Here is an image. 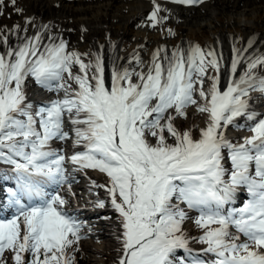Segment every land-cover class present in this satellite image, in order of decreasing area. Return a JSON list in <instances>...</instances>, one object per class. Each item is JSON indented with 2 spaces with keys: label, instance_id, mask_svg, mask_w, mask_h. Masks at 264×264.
I'll return each mask as SVG.
<instances>
[{
  "label": "snow or ice",
  "instance_id": "6c2138e0",
  "mask_svg": "<svg viewBox=\"0 0 264 264\" xmlns=\"http://www.w3.org/2000/svg\"><path fill=\"white\" fill-rule=\"evenodd\" d=\"M151 2L147 24L163 30L169 10ZM9 8L23 14L17 0H0V16ZM103 47L70 50L34 18L0 28V163L11 166L0 169V197L14 210L0 218V264L6 253L12 264H75L74 246L87 234L67 205L75 174L88 169L108 177L89 178V191L104 189L118 214L115 264H264V112L251 105L253 92L264 97V53L249 54L251 38L233 45L224 82L225 59L211 47L158 46L147 62L134 52L139 71L106 63ZM29 80L55 98L34 104ZM190 106L204 116L198 136L175 123ZM230 126L250 135L234 144ZM57 140H71L72 154L53 147ZM190 242L204 247L193 252Z\"/></svg>",
  "mask_w": 264,
  "mask_h": 264
},
{
  "label": "bare ground",
  "instance_id": "6f19581e",
  "mask_svg": "<svg viewBox=\"0 0 264 264\" xmlns=\"http://www.w3.org/2000/svg\"><path fill=\"white\" fill-rule=\"evenodd\" d=\"M23 9V14H17L11 8L0 16V28H10L14 24L23 25L25 18H34L37 24L49 25V31L68 42L70 50L80 53L89 52L95 41H100L108 47V41H114L109 47L112 56H123L124 64H134L133 53H139L147 62L151 52L158 46L173 49L176 45L187 48L189 43L202 47H211L222 53L225 62L229 58L233 45L245 44L249 38L264 49V0H209L194 8H182L167 3L158 2L169 10V20L161 28H151L147 24V16L152 10L151 1L141 0H82L73 3H63L58 0H17ZM170 28L175 33L168 36ZM34 29L29 27L27 35H33ZM225 64H222V69ZM251 105L257 112H264V97L253 92ZM30 100L36 103L34 97ZM188 118H178L176 125L183 131L184 127L193 128L194 135L204 126V116L195 113L194 107H189ZM197 118V120H196ZM242 122V121H241ZM232 130L228 128V133ZM239 135L242 134H238ZM93 194V193H92ZM80 206L85 210L73 207L71 213L91 218L97 210L92 208L90 195L83 199L79 195ZM187 229L194 232L195 228L188 221ZM106 229L103 236L104 248L89 242L82 244L86 252L95 257L103 256L107 249H112L117 238ZM103 231L102 229L100 230ZM195 234H199V231ZM194 247L200 245L193 243ZM103 260V261H102ZM95 259L94 264H111L105 259Z\"/></svg>",
  "mask_w": 264,
  "mask_h": 264
},
{
  "label": "rangeland",
  "instance_id": "374dc122",
  "mask_svg": "<svg viewBox=\"0 0 264 264\" xmlns=\"http://www.w3.org/2000/svg\"><path fill=\"white\" fill-rule=\"evenodd\" d=\"M197 115V113H195V116ZM197 120V118H196ZM187 127H184L183 130H185ZM233 133H236V132H233ZM80 194H84L83 192H80ZM97 196H101V191L97 193ZM100 215V216H98ZM104 215H107V211L99 208V210L96 211V214L93 215L90 219L91 223H95V221H98V217H101V219L98 221L97 224L93 225V224H90L89 228L91 229V231L89 232V228H87L85 230V235L84 238L79 242L78 245H76V247H78V251H76L74 253V256H75V264H94V261L95 259H105L104 261H107L108 263H112V260H113V257H114V254L112 251H114L115 247H116V244H115V247L112 248V249H107L106 252L104 253L103 256H98V257H95V256H92L93 254L90 253V252H86L85 249L83 248L82 244L85 243V242H89L91 243L92 245L94 246H97V247H100V248H104V245L105 243H107L104 239V235L105 233H107L106 231V227L107 226H112L113 224V218L112 217H108V216H105ZM187 222L184 224V228L188 231V233H196L192 230H188L187 229V226H186ZM106 228V229H104ZM103 230L102 232L100 230ZM116 237V235H114ZM8 256V262L10 264H12V261H11V257L10 255H7ZM103 261V260H102Z\"/></svg>",
  "mask_w": 264,
  "mask_h": 264
}]
</instances>
